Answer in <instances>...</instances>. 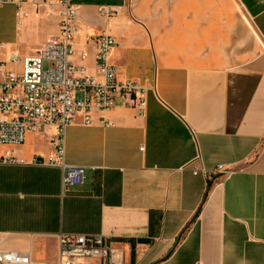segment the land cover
<instances>
[{
    "label": "crops",
    "instance_id": "crops-1",
    "mask_svg": "<svg viewBox=\"0 0 264 264\" xmlns=\"http://www.w3.org/2000/svg\"><path fill=\"white\" fill-rule=\"evenodd\" d=\"M58 1L0 5V61L58 39ZM73 1L71 60L94 73L85 37L109 33L110 64L146 87V105L120 103L91 125L77 117L66 127V163L83 166L84 179L64 192L59 167L0 165V248L57 264L65 231L130 242V264H264V51L244 56L227 34L212 40L210 17L197 15L205 0H174L171 31L135 14L134 0ZM238 1L264 43V0ZM54 133H27L0 155L47 157Z\"/></svg>",
    "mask_w": 264,
    "mask_h": 264
},
{
    "label": "built area",
    "instance_id": "built-area-1",
    "mask_svg": "<svg viewBox=\"0 0 264 264\" xmlns=\"http://www.w3.org/2000/svg\"><path fill=\"white\" fill-rule=\"evenodd\" d=\"M13 1L0 0V5ZM58 2L62 7L58 39L46 42L34 55L22 58L11 55L8 61H0V145L22 144L27 133L54 127L53 152L47 157L34 155L29 161L0 155V165L59 167L64 192L84 179L83 166L66 163V127L77 117L83 125H91L95 113H103L120 103L143 112L147 99L144 85L133 79L119 78L117 67L110 64L109 54L116 40L109 33L85 37L96 50L94 73L86 72L82 65L71 60L77 8L73 0ZM113 12L99 8V13L107 17ZM85 56L83 52L81 57ZM9 63L11 68L6 66ZM99 122L109 125L102 114ZM217 168L221 169L222 165ZM132 253L130 242L116 241L103 234L60 231L57 235V264H130ZM0 264L32 262L28 253L0 248Z\"/></svg>",
    "mask_w": 264,
    "mask_h": 264
},
{
    "label": "rangeland",
    "instance_id": "rangeland-1",
    "mask_svg": "<svg viewBox=\"0 0 264 264\" xmlns=\"http://www.w3.org/2000/svg\"><path fill=\"white\" fill-rule=\"evenodd\" d=\"M173 1L174 0H134L132 10H134L133 12L135 14L149 16L153 23L157 21V18H160L159 22L164 26V29L171 31L173 17L174 15L177 17V14L173 13V9L171 8ZM196 1L199 4L202 0ZM243 1L246 2L247 0ZM198 7L197 15H205L211 19L212 40L224 39L223 36L227 34L229 38L228 46L233 49L243 48L244 56L264 51V43L259 40L250 29L248 17L238 0H205V3L200 6V9H198ZM201 29L202 27L200 24H197L196 31L199 32ZM183 41L185 43L193 42L184 39L180 42ZM235 41H237V44H235ZM166 42L173 41L167 40ZM195 42L203 43L204 40L200 41V39H197Z\"/></svg>",
    "mask_w": 264,
    "mask_h": 264
},
{
    "label": "trees",
    "instance_id": "trees-1",
    "mask_svg": "<svg viewBox=\"0 0 264 264\" xmlns=\"http://www.w3.org/2000/svg\"><path fill=\"white\" fill-rule=\"evenodd\" d=\"M211 186V181L208 182V188Z\"/></svg>",
    "mask_w": 264,
    "mask_h": 264
},
{
    "label": "bare ground",
    "instance_id": "bare-ground-1",
    "mask_svg": "<svg viewBox=\"0 0 264 264\" xmlns=\"http://www.w3.org/2000/svg\"><path fill=\"white\" fill-rule=\"evenodd\" d=\"M240 6H241V4H240Z\"/></svg>",
    "mask_w": 264,
    "mask_h": 264
}]
</instances>
